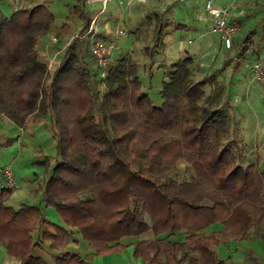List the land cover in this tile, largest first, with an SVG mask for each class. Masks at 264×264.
<instances>
[{
    "label": "trees",
    "instance_id": "1",
    "mask_svg": "<svg viewBox=\"0 0 264 264\" xmlns=\"http://www.w3.org/2000/svg\"><path fill=\"white\" fill-rule=\"evenodd\" d=\"M27 1L32 5L9 17L0 10V113L19 127L35 119L47 125L58 161L43 198L63 225L45 218L38 204L8 205L14 190H4L0 243L16 261L0 264H91L66 250L76 236L98 256L122 252L128 246L123 240L134 238L133 256L144 264H232L218 254L228 238H264V168L242 164L240 142L230 138L223 107L228 102L221 105L227 91L219 74L232 57L197 81L191 56L173 62L158 103L144 90L138 62L128 54L116 61L114 56L105 80L92 68L95 59L83 37L92 19L87 3H67V22L58 24L54 0ZM154 15L146 17L153 29L152 43L143 48L150 62L146 71L166 48L171 26ZM240 25L227 52L246 61L259 57L262 46L254 39L263 40L264 15L245 14ZM186 28L180 23L174 29ZM53 33L61 36L59 47L69 43L65 34L72 40L57 71L46 75L42 49ZM240 65L235 62V70ZM181 160L191 174L172 178ZM0 177L2 182V172ZM177 234H185V241L170 239ZM45 248L60 253L49 262L36 254ZM247 258L263 264L252 254Z\"/></svg>",
    "mask_w": 264,
    "mask_h": 264
},
{
    "label": "rangeland",
    "instance_id": "2",
    "mask_svg": "<svg viewBox=\"0 0 264 264\" xmlns=\"http://www.w3.org/2000/svg\"><path fill=\"white\" fill-rule=\"evenodd\" d=\"M79 1L82 2L80 5L81 8H83V5L87 3V1L91 2V0H54L55 6H52V10L58 14V24L67 22L69 14L67 3L73 7L74 4L77 5ZM223 1L224 0H214V5L216 7H221L224 4ZM243 1L249 3L250 7L254 5L253 0ZM206 2L207 0H132L128 7L124 4L123 8L119 10V8L114 5L105 8L102 0H96L94 3H89L87 7L90 10L91 16L95 14L98 16V22L101 24L102 29L108 26L111 27L112 24L114 28L117 26L121 29L122 35L119 37V50L117 52L118 54L116 53L115 61L125 54L135 59L140 68L144 90L158 103L162 102L159 92L162 83L166 80L168 67L173 62L186 56H191L194 61H196L193 68V77L194 80L197 81L216 73L217 70L222 67L223 63H225V60L231 56L232 61H230L226 70L219 74L220 82L226 85L227 92H225V97L221 105L224 101L228 102V104L226 103L223 107L228 109L227 111L230 116V138H234L240 142L243 150L241 162L244 166L255 163L259 168L263 169L264 85L253 80L249 69H241L240 71L244 70V73L239 77L238 71L235 70V62L241 63L244 60L236 61L235 58L239 57H235V54L230 55V53L227 52L221 44L219 35L212 33L210 28L206 27V25L204 27L202 26V21L206 18L207 13L205 10ZM30 5H32V3L27 0H1L0 10L4 15L9 17L17 8ZM263 6H260V4L255 5L254 8L256 13L253 11L254 14L252 18H258L264 15L261 11ZM102 8L105 9H103L102 12H98ZM155 13L163 15L164 19L170 20L171 26L166 30L168 34L163 40L166 48L162 52L159 51L160 56H156L153 69L151 71H146L144 70V65L148 63L149 60L143 53V48L145 45L151 44L153 40V29L148 28L146 17H154ZM180 23L185 24L187 28L182 30L174 29L175 25ZM207 23L209 22L207 21ZM74 25H76V20L72 23V26ZM134 30L137 32L132 33ZM55 31L60 34V30ZM113 32H115V30ZM70 35L71 34H65V39L71 41L72 38ZM262 39V41H260L259 38L254 39L262 46L260 49L262 50L260 52L261 54L264 52V32ZM189 40H191V42H189ZM61 58L59 62H61ZM249 64L250 63L247 64V67ZM92 68H96L95 63L92 65ZM46 84L47 83H45V85ZM101 88L104 90V88H106L105 84L101 85ZM211 88L212 87H208L206 92H210ZM227 93L229 95H227ZM47 130L49 129L47 128ZM54 144L56 145V141ZM54 148L51 152H54ZM57 161L58 158L56 154L48 160V166L52 163L53 165L56 164ZM33 162V160H30V164L28 165H24V163H21V165L20 162L12 164L16 179H20V183L24 180L27 183L30 182V186L16 187L7 203L15 209L25 204H38L41 210L45 209L46 218L48 220L63 225L58 212L53 206H47L43 198L44 182L46 178L50 176L52 165L48 167L46 177L45 169ZM187 167L188 164L186 162L183 160L179 161L175 171L171 174L172 178L181 180L182 178L189 177L191 173ZM177 235L183 236L182 234ZM171 239L175 240L177 238L172 237ZM218 250L222 258H228V256H230L228 260L232 264H251L250 261L247 260V255L251 254L264 262V238H253L248 241H237L228 238L226 243L222 244ZM110 258L117 261L116 256H111Z\"/></svg>",
    "mask_w": 264,
    "mask_h": 264
},
{
    "label": "crops",
    "instance_id": "3",
    "mask_svg": "<svg viewBox=\"0 0 264 264\" xmlns=\"http://www.w3.org/2000/svg\"><path fill=\"white\" fill-rule=\"evenodd\" d=\"M95 1L96 0H91V2L87 1V5H89V3H94ZM127 1L128 0H125L123 2V4H120L118 0H111L107 4V6L112 7V5H114V6L118 7L119 10H121L123 8V5L126 4ZM230 1L231 0H224L223 6L228 4ZM253 2H254L253 7H250V4L246 3V1L238 0V8L233 11L232 17L234 19L238 20L240 23L241 16H243L245 14L253 15L254 14L253 11H255V8H254L255 5L260 4V6H263V4H264V1H261V0H253ZM107 6L105 8H107ZM105 8H102L98 12H100V11L102 12L103 9H105ZM261 11L264 13V6H263ZM255 13H256V11H255ZM94 19H96L95 27L97 28L96 31L98 32L99 37L102 36L104 38H110L116 34L117 30H121L117 26H116V28H114L113 24L111 27L108 26L107 28L104 27L102 29L101 24L98 22V16H96V14L94 16H92L91 21ZM207 21L209 23H207ZM205 25H206V27H209L211 30L212 20H211V17L209 16L208 13H206V18H204V20L202 21V26L204 27ZM114 30H115V32H113ZM120 36H118V42H119ZM189 41H191V40H189ZM118 50H119V46L117 47V50L115 52V58H116V53L118 52ZM235 57H236V55H235ZM259 57H261V59L264 60V52H262V54L260 53ZM259 57L258 56L256 58L255 57H252V58L249 57L250 59H248V61L244 60L243 62H241V65L237 70L239 77H241V75H243V73H244V70H242V71H240V70L241 69H249L250 70V64H252V62L255 61V59H258ZM242 59H243V57L235 58L236 61H241ZM242 63H244V64H242ZM248 63H250V64L247 67ZM202 65H203V63H202ZM238 75H237V77H238ZM227 95H229V94L227 93ZM25 128L26 129H24V132L21 133L20 128L17 124H15L13 121H11L9 118H7L2 113H0V174L2 172V168L5 166L9 165L12 167V164H14L16 162H20V164L24 163V165H28V164H30V160H33L34 164H36L40 167H43L45 169V173H46L45 176L47 177L48 167H50L51 165H52L51 167H54L53 163L49 164V166H48V160L51 159V157L56 155V148H54V146H55L54 142L55 141L52 138V135L50 134V132L47 130V128H48L47 125L43 121H41V119H39V120L35 119V120L28 121L25 124ZM53 144H54V146H53ZM53 148H54V152H51V150H53ZM54 153H55V155H54ZM19 180L20 179H17V186L18 187L30 186V182L27 183L24 180V181H21V183H20ZM42 214L45 218L47 217L45 214V209H42ZM37 228H38V226H37ZM220 228H221V226L217 225V226H214L211 229H209V231L218 230ZM172 237H176L177 239L173 240V239H171ZM172 237L170 239L173 241L183 242V241H185L186 235L185 234H183V236L174 235ZM76 238L78 239V241L77 240L75 241L74 240L75 238H71V241L67 245L66 250L73 252V253L80 254L82 257H84L91 264H116V263L117 264H144L141 259H136L133 256V251L135 249V248H133V243L136 241V239H134V238H127V239L123 240L124 243L128 245L126 247V249H124L122 252H119L117 254L115 253L114 255H111V256H116L117 261L112 260L110 258L111 257L110 255L109 256L95 255V251L89 246L88 243H86L84 240H82L78 236H76ZM58 253H60V252L55 251V250H51V248L50 249L45 248L44 250L39 249L36 251L37 255L42 256L46 260H49V259L51 260V255L52 254H58ZM218 254H219V257L221 259H224V260H228V258L230 257V256H228V258H222L220 253H218ZM123 258H125V259H123ZM50 260H49V262L52 261V260L51 261ZM230 260H232V259H230ZM15 261H16L15 257L10 256L8 254V250L6 249V247L2 243H0V263H13ZM228 262H229V260H228ZM263 264H264V262H263Z\"/></svg>",
    "mask_w": 264,
    "mask_h": 264
},
{
    "label": "built area",
    "instance_id": "4",
    "mask_svg": "<svg viewBox=\"0 0 264 264\" xmlns=\"http://www.w3.org/2000/svg\"><path fill=\"white\" fill-rule=\"evenodd\" d=\"M111 0H102L104 6ZM123 4L125 0H118ZM132 0L126 2V7L131 4ZM214 0H207L205 10L212 20L211 32L219 35L221 43L225 49H230L233 46L234 37L241 31V25L238 20L232 17L234 10L238 8V0H231L228 4L222 7H216ZM96 19L91 21L89 30L83 37L89 40V50L95 59V65L99 69V77L105 80L108 75V69L115 59V52L118 47V36L122 34L121 30H117L116 34L110 38H103L98 36L96 31ZM61 40L60 35L53 33L49 40L44 44L42 55L46 62V75L53 74L57 71L60 61V55L65 51L66 47L71 43H66L59 47ZM191 42V41H189ZM250 74L253 80L264 85V60L259 57L250 64ZM20 132H24L25 126L19 127ZM3 179L0 182V197L4 190L15 189L17 186V179L15 172L11 166L2 168ZM1 202V200H0Z\"/></svg>",
    "mask_w": 264,
    "mask_h": 264
}]
</instances>
